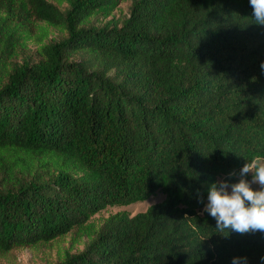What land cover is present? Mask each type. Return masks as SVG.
<instances>
[{
  "label": "trees",
  "instance_id": "16d2710c",
  "mask_svg": "<svg viewBox=\"0 0 264 264\" xmlns=\"http://www.w3.org/2000/svg\"><path fill=\"white\" fill-rule=\"evenodd\" d=\"M27 2L68 35L12 67L0 35V251L162 191L58 264H264V232L221 233L204 211L211 184L264 159V25L249 0H133L102 27L90 17L119 0Z\"/></svg>",
  "mask_w": 264,
  "mask_h": 264
},
{
  "label": "rangeland",
  "instance_id": "374dc122",
  "mask_svg": "<svg viewBox=\"0 0 264 264\" xmlns=\"http://www.w3.org/2000/svg\"><path fill=\"white\" fill-rule=\"evenodd\" d=\"M59 9L65 11L69 7V0H48ZM133 0H119L110 10L95 12L90 17L87 26L102 27L108 21L122 24L130 15ZM13 35V43L7 48L14 47L13 56L9 58L8 66L34 63L42 58L40 48L52 42H58L67 37L63 28L49 25L45 21L35 18L27 0H16L0 3V35L2 45H6L8 34ZM78 60L79 55L73 57ZM264 165V159L258 161V166ZM77 174H82L81 170ZM250 181L252 180V174ZM252 187L260 189L253 184ZM165 199V194L158 191L145 201L125 206H109L94 214L87 223L77 226L68 234L49 242H41L32 246L15 247L8 252L0 251V264H58L67 253H79L92 240L104 222L116 213L126 212L134 216L146 211L154 204Z\"/></svg>",
  "mask_w": 264,
  "mask_h": 264
},
{
  "label": "clouds",
  "instance_id": "9594fccd",
  "mask_svg": "<svg viewBox=\"0 0 264 264\" xmlns=\"http://www.w3.org/2000/svg\"><path fill=\"white\" fill-rule=\"evenodd\" d=\"M255 21L264 25V0H249ZM264 70V63L261 64ZM259 157L248 161L239 171V181L232 183L237 174H229V179L210 185L204 211L217 222L216 229L236 232L241 235L264 232V165L256 166ZM252 174V180L246 177ZM257 184L260 190H254ZM264 261V257L261 258ZM232 264H247V258H234Z\"/></svg>",
  "mask_w": 264,
  "mask_h": 264
}]
</instances>
